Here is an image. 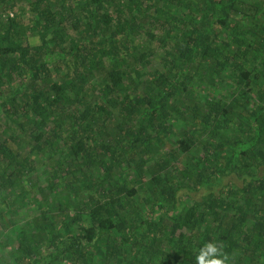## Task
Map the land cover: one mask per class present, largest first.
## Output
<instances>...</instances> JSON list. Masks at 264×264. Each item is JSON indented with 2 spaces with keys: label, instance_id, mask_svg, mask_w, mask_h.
I'll use <instances>...</instances> for the list:
<instances>
[{
  "label": "trees",
  "instance_id": "trees-1",
  "mask_svg": "<svg viewBox=\"0 0 264 264\" xmlns=\"http://www.w3.org/2000/svg\"><path fill=\"white\" fill-rule=\"evenodd\" d=\"M207 242L264 264V0H0V264Z\"/></svg>",
  "mask_w": 264,
  "mask_h": 264
},
{
  "label": "clouds",
  "instance_id": "clouds-1",
  "mask_svg": "<svg viewBox=\"0 0 264 264\" xmlns=\"http://www.w3.org/2000/svg\"><path fill=\"white\" fill-rule=\"evenodd\" d=\"M195 261L196 264H227V257L217 243L207 242L199 249Z\"/></svg>",
  "mask_w": 264,
  "mask_h": 264
},
{
  "label": "rangeland",
  "instance_id": "rangeland-1",
  "mask_svg": "<svg viewBox=\"0 0 264 264\" xmlns=\"http://www.w3.org/2000/svg\"><path fill=\"white\" fill-rule=\"evenodd\" d=\"M236 182H240L239 180H237Z\"/></svg>",
  "mask_w": 264,
  "mask_h": 264
}]
</instances>
